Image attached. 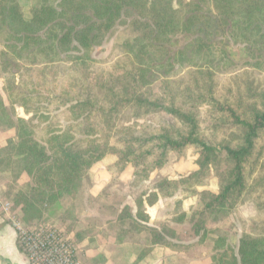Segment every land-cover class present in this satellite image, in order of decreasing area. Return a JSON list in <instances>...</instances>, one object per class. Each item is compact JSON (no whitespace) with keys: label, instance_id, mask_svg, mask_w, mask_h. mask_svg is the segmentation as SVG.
Masks as SVG:
<instances>
[{"label":"trees","instance_id":"obj_1","mask_svg":"<svg viewBox=\"0 0 264 264\" xmlns=\"http://www.w3.org/2000/svg\"><path fill=\"white\" fill-rule=\"evenodd\" d=\"M22 1L0 0V134L16 132L0 143V173L11 176L14 205L40 220L69 198L65 220L108 156L116 157L111 182L131 167L139 188L197 145L195 171L162 180L120 212L118 222H131L121 233L151 236L129 264H164L165 251L177 250L176 233L151 226L148 209L179 193L182 213L171 222L190 223L200 245L209 236L205 215L237 213L250 196L257 215L242 220L238 249L217 237L209 264H264V87L218 71L239 40L248 67L264 73V0H36L29 18ZM118 26L132 37L101 66L95 53ZM153 50L168 55L173 76L157 75ZM160 111L178 124L151 122ZM227 131L235 139L220 142ZM213 177L218 192L201 191ZM190 198L200 211L183 209Z\"/></svg>","mask_w":264,"mask_h":264},{"label":"rangeland","instance_id":"obj_2","mask_svg":"<svg viewBox=\"0 0 264 264\" xmlns=\"http://www.w3.org/2000/svg\"><path fill=\"white\" fill-rule=\"evenodd\" d=\"M36 0H23L22 6L27 18H29L30 8L35 4ZM132 37V32L122 26H118L111 34L108 41L103 47L99 48L95 53V58L101 66H109L115 61L116 53H113L114 46ZM186 42L185 39L179 40V45L182 46ZM232 52L233 56L230 60L222 62L218 68L219 74L223 77H242L243 84L249 81L264 87V73L251 70L248 67V57L245 54V44L237 43L233 40ZM1 50V47H0ZM156 61V72L159 77L166 76V71H170V76H173L171 66L168 65V55L160 50H153ZM171 65V64H170ZM22 115V111H20ZM29 117V116H28ZM151 122L165 120L167 122L178 124L177 120L164 111H160L149 119ZM220 142L232 141L235 139L233 132H220ZM16 132L11 130L7 133L0 134V143L3 140L15 138ZM201 153V148L197 145L189 147L185 156L182 159L171 157L168 165L162 170L155 172L147 183L139 188H134L129 183H121L119 186L115 183L109 185L93 184L92 177H88L84 181L82 192L75 201L77 206L76 213H70L62 217L64 211L72 205L69 198L62 200L58 205L49 207L47 212H44L43 217L32 219L33 214L31 209L23 210L13 203V199L6 196V185L11 181L9 173H0V201L4 204H10L8 211L17 220H20L28 226H37L40 224L50 223L57 225L58 228L66 233V236L74 240L80 247V259L82 264H129L132 256H135L143 249L140 236L132 232L121 233L131 226V222H118V216L122 209L127 206L131 200L127 197L132 194L137 197L145 192L153 191L157 184L165 179H179L186 176L197 169V160ZM202 190H208L213 193L218 192V180L213 177L206 187ZM182 194H177L174 198L163 201L159 210L164 212V218H161V224L169 225L176 233L178 243L177 250L179 257L168 259L167 264H209L212 258V247L217 237H226L229 242L238 249L241 237L243 235L244 224L242 220L247 222L253 221L257 215L256 207L250 196H246L238 206L237 213L223 211L216 215H205L204 220L206 229L209 234L204 245L198 243L199 238L192 230L190 223L179 225L171 222L172 217H180L181 210L176 204L180 200ZM183 209L188 214L191 211L197 212L202 209L199 198H190L183 205ZM116 222V223H115ZM174 228V229H173ZM176 228V230H175ZM114 242L117 244H126V249L132 248V256L127 261H119L122 255L115 253L114 257L107 250H103L101 246ZM149 245V243H146ZM110 247V246H108ZM86 255V256H84ZM91 257H90V256ZM95 255V256H92ZM158 264V263H151Z\"/></svg>","mask_w":264,"mask_h":264},{"label":"crops","instance_id":"obj_3","mask_svg":"<svg viewBox=\"0 0 264 264\" xmlns=\"http://www.w3.org/2000/svg\"><path fill=\"white\" fill-rule=\"evenodd\" d=\"M115 162H116V157L108 156L104 161L96 165L91 171V173L89 174V176L92 177L93 184L109 185L111 183V173L113 172V169L110 171V168L115 164ZM132 174H133L132 168L128 167L126 171L123 173V175L120 177V179L116 182V185L119 186L121 183L131 184L133 181ZM127 198L131 200V202L128 205L134 208L133 201L135 197H133L131 194ZM162 202L163 201H160L155 207L148 209V214L151 217V226H154V227L160 226L161 218L165 219L164 212L159 210ZM137 235L140 236V238H142L140 241L141 245H143L144 247H147L150 245L151 236L148 232H143ZM147 242L149 243V245L146 244ZM125 246L127 245L109 242V244H106V245L104 244L103 246H101V248L103 250L104 249L107 250L109 252V256L111 254L112 257H114L115 253H119L120 255H122L119 261L124 262V261H127L132 256L133 253H135V252H132L133 251L132 248L126 249ZM174 247L177 248L178 245H175ZM179 255L180 254H178V251L176 250L171 251V252L165 251L163 255L164 264H167L169 258H172V257L178 258ZM92 256H95V255H92ZM152 259H155V258L152 257ZM0 264H29V261L26 255H24L20 249V246L18 243V232L16 228L1 213H0Z\"/></svg>","mask_w":264,"mask_h":264},{"label":"built area","instance_id":"obj_4","mask_svg":"<svg viewBox=\"0 0 264 264\" xmlns=\"http://www.w3.org/2000/svg\"><path fill=\"white\" fill-rule=\"evenodd\" d=\"M10 204L0 201V213L18 232V243L29 264H82L80 247L57 225L28 226L8 211Z\"/></svg>","mask_w":264,"mask_h":264}]
</instances>
